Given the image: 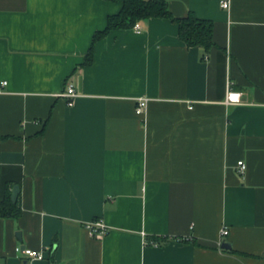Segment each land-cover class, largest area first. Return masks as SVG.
<instances>
[{
    "label": "crops",
    "instance_id": "1",
    "mask_svg": "<svg viewBox=\"0 0 264 264\" xmlns=\"http://www.w3.org/2000/svg\"><path fill=\"white\" fill-rule=\"evenodd\" d=\"M165 1L215 46L167 19L92 45L122 2L0 0V264H264V0Z\"/></svg>",
    "mask_w": 264,
    "mask_h": 264
},
{
    "label": "trees",
    "instance_id": "2",
    "mask_svg": "<svg viewBox=\"0 0 264 264\" xmlns=\"http://www.w3.org/2000/svg\"><path fill=\"white\" fill-rule=\"evenodd\" d=\"M108 2H122L117 14L107 17L103 30L95 32L92 45L115 30L132 29L141 21L148 19H167L178 28V38L187 47H202L208 52L215 46L213 41L214 24L211 20L199 18L193 12L183 17H175L169 10L165 0H105ZM93 57V48H89L84 65H90ZM20 215L18 201L13 203L10 198V185L5 187L4 197L0 199V219L17 218Z\"/></svg>",
    "mask_w": 264,
    "mask_h": 264
},
{
    "label": "built area",
    "instance_id": "3",
    "mask_svg": "<svg viewBox=\"0 0 264 264\" xmlns=\"http://www.w3.org/2000/svg\"><path fill=\"white\" fill-rule=\"evenodd\" d=\"M221 7L223 9H228L229 1L225 0L221 2ZM132 29L136 32L139 31V22L136 23ZM5 83H3L4 85ZM67 101V105L71 107L73 105V99L75 98L76 94L74 88L71 84L67 85L66 90L63 94H61ZM241 94L239 92L233 91L230 86L227 88L226 98L225 101L227 104H238L240 102ZM147 105L146 99H140L136 108L135 113L137 115H143L145 108ZM238 172L243 174L245 171V164L243 162L237 163ZM88 229L93 237L101 238L107 233V227L103 224L101 220H96L88 224ZM228 234V230L223 228L221 230V236H226ZM155 244L154 242H151ZM222 245V244H221ZM220 245V246H221ZM18 252H21L24 256H26L30 260H43L45 258V254L42 250H31V249H19L17 248Z\"/></svg>",
    "mask_w": 264,
    "mask_h": 264
},
{
    "label": "water",
    "instance_id": "4",
    "mask_svg": "<svg viewBox=\"0 0 264 264\" xmlns=\"http://www.w3.org/2000/svg\"><path fill=\"white\" fill-rule=\"evenodd\" d=\"M18 192H19V188H18L17 186H14V187L12 188V192H11V201H12L13 203L16 202ZM17 236L19 237V233H17ZM221 248H223V249H229V248H230V245H229L228 243H223V244L221 245ZM22 249H24V248H22Z\"/></svg>",
    "mask_w": 264,
    "mask_h": 264
}]
</instances>
